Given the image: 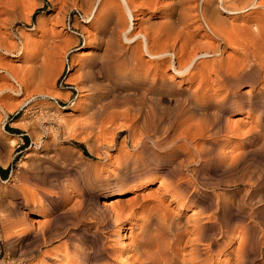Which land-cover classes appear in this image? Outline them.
Segmentation results:
<instances>
[{
    "label": "rangeland",
    "instance_id": "1",
    "mask_svg": "<svg viewBox=\"0 0 264 264\" xmlns=\"http://www.w3.org/2000/svg\"><path fill=\"white\" fill-rule=\"evenodd\" d=\"M0 1V36L4 37L3 39L0 37V42L2 39L0 44L5 43L14 47L11 50L12 52L0 49V64L2 65V68H0V89L6 87H11L15 90L20 89V94L16 96L8 90L2 91L3 95H0V164L9 168L8 177L5 180L0 179V200L2 199L3 207L7 206L10 208L13 205L12 207H18L23 210L26 215V223L30 224L27 223L28 226L31 227L32 225L33 228L31 227V230L35 233L43 229L42 231L45 232L44 239L46 236L49 237V230L52 232L56 230L54 233H61L53 241L43 244L41 240H34L32 234L25 235L20 240H17L14 238L16 233L12 231L5 233L0 226V264H35L39 256L38 253H46L48 259L56 261V264L59 261L64 263L68 252L64 248L67 242L63 233L74 232L77 239L84 241L87 245H92L93 251L96 253V250L107 244L109 240L107 238L104 239L100 234H91L94 231V225L93 223H89V219L95 217L93 215L96 213L97 205L98 208H101L102 205H107L106 207L110 208L115 200L118 203L121 201V204H126L128 199L130 203L135 198L134 196H136L134 193L126 191L119 196H111L108 199L103 198L105 190L120 183L118 181V176L120 175L117 173L118 170L127 162L133 161L136 156L137 152L132 147L131 139L133 133H137V131H140L138 132V136H141V130L139 121L137 120L139 118L137 114L139 111L138 105L136 106L137 102L134 104V99H139L143 96L144 88L142 84H138V86L133 85L132 76L119 80V77H122L124 74L123 58L129 57L133 45L129 48V46L127 47L124 44L123 39H119V26H116V24L121 20L118 17H114L113 21H109L104 16L103 19L99 18V20L94 19L91 22H80L84 19V13H82L83 0H75L76 2L74 0ZM11 1L12 4L14 3L13 5ZM72 1L75 5H73ZM106 1L112 5L114 11L116 10L117 13L122 12V9L118 8L120 7V3L118 5L116 0ZM140 1L142 0H134L133 2L138 3ZM169 1L162 0L161 2L163 5V3L167 4ZM8 2L10 3L8 4ZM77 2H81V5ZM163 9L162 11H164ZM153 11L144 9L141 13L138 12L136 14V19L134 20L135 32L139 28L148 27V25L157 27L161 21H164V15L156 16L153 14ZM9 14H13L11 20L9 19L10 21L8 20L10 18ZM103 15H105L104 12ZM247 18L244 16V18L239 19L237 22L241 23L242 20ZM5 19H7L6 24ZM252 25V23H249V26L253 28ZM114 29L117 31H114ZM5 30L11 36L10 38L6 35ZM114 32L115 35H113ZM116 34L118 38H116ZM7 39L8 41H5ZM23 43L24 47H22ZM108 44L114 47V53H117V56L111 60L110 66L108 65L101 70L102 64L105 63L104 53ZM262 47L260 48V52L263 53L264 46ZM234 55L235 53L232 49L226 48L225 57L232 58ZM140 59L144 63L141 64L142 67L143 65L145 66L147 57L141 55ZM49 60H52L50 64H48ZM90 65L93 68L92 74H89L91 77L87 76L86 72L89 70ZM8 67L12 69L11 71L14 73V76L16 75L17 83L13 82L10 76L3 71L4 69H8ZM162 68L160 76L169 86V89L171 88V92L166 94L168 100H161L157 95H151L150 99L157 98V101L151 100L159 104L158 106L155 104L158 110L166 112V108H168V113L170 111L172 113L175 112L173 115L178 114L177 116L181 118L182 124L180 123L179 125L180 121L178 122L179 128L177 127L178 130L176 132L183 130V127L186 129V126L193 128L197 124L196 120L200 118L201 114L204 113V118L206 117L208 126L202 118L203 116L201 118L207 128L209 127V131L206 128V134L203 137H197L194 145L199 151H207L206 153L210 155L208 154L207 158V154L205 153V160L201 164L195 163V159L186 155L185 157L188 158V162L192 161V167L189 170L185 169L183 171V175L187 179H191V172L198 174L197 190L209 194L203 203L211 202L212 199L214 200V195L217 194L225 199L237 201L253 181L256 184L258 182L260 185L257 184L258 188L256 187V191H258L260 196H264V114L263 117H260L258 113L249 112V114L245 108H233L230 100L231 96L235 95L243 103L246 100L261 102V93L264 92V66L261 72L246 76L239 83L223 82L213 84L209 80L207 87L210 86V88L206 87L204 92L201 91L203 84L201 85L198 79L189 83L175 76L171 69L167 70L164 66ZM143 76L144 72L141 71L134 78L141 80ZM148 77L147 80H150L151 75ZM211 78H214V75ZM248 78L254 79L252 85L248 84ZM197 85L198 88L196 87ZM189 91L192 94L195 91L191 97V101L196 100L200 104L208 101V103H205L208 104V107L202 109V107L195 106V109H199L198 112L189 107L190 105L185 99L187 98V94L189 96ZM124 95L125 97L128 96L125 98ZM121 98L124 102H128L129 100L126 99L132 98L129 101L128 107ZM131 101L135 107L132 104L130 105ZM173 101L175 104L178 102L177 105L179 106H176ZM116 103L120 104L117 105ZM123 103L125 106H123ZM161 107L163 108L159 109ZM186 107L189 110L185 109L187 112L184 111L188 114H185L183 111ZM129 108H132V112L133 110L136 111L133 112L136 116H134L136 120L134 119L135 123L133 124L129 123L130 120L128 119L130 118L127 117L132 113ZM124 110L127 111V116L125 114V117ZM211 110L214 111L212 112ZM192 111L194 114L191 113ZM209 112L211 113L208 116H215V119L209 116L210 119L207 116L206 113ZM262 112L264 113V109ZM111 113L112 118L110 119ZM192 115L196 117L194 120ZM223 115L226 117L224 116V118ZM186 118L188 119L185 121ZM113 119L116 121L113 122ZM260 119H262V128L259 127L258 123ZM193 121L196 123H191ZM215 121L218 124V126H215L217 129L213 126L216 124ZM239 121L242 122V125H240L241 122ZM202 122L201 125L203 124L204 126V122ZM109 123L113 125L111 126ZM211 123L213 124L211 125ZM118 125L124 129H121ZM199 125L200 123L195 125L194 128H197ZM222 127L223 130H221ZM224 127L229 130H224ZM235 127L238 129H234ZM211 128L212 130L215 129L213 130L215 133ZM11 129L17 130L18 133H12ZM251 130L258 132L257 140L254 142H250L248 139V133ZM96 132H99L100 135L97 133L98 136H96ZM136 133L134 134L137 137ZM11 139L15 140L14 144L10 143ZM176 143L177 145H182V142ZM244 147L247 154L245 153V155L241 156ZM237 158L238 163L235 160ZM232 159L236 162L235 166L231 163ZM228 164H231L232 167ZM225 166L227 167L225 168ZM233 166L234 168L237 167V169H234ZM230 168L233 170L231 173ZM246 173L249 175H246ZM239 175H241V178ZM131 178L132 173L129 171L127 180ZM244 179L250 182V184ZM239 181L244 182L240 183ZM92 183H96L100 187L97 188L95 186L96 189H100L93 192L95 200L82 195L83 187ZM129 183L131 182L129 181L125 185H129ZM159 183V180H154L151 186L139 192V194L145 195L144 200L153 201L146 203L147 209H154V211L158 212H163V209H166L168 214L173 216L179 225H185L194 207H187L182 203L178 204L175 201H171L169 196L162 200L154 198L158 195V190L162 188L161 186L159 187ZM74 184L77 186L74 187ZM149 193L151 195H148ZM143 195L140 196L142 197ZM116 201L114 204L117 203ZM256 210L259 221L264 222V202L261 205L258 203ZM70 211H78L81 214L82 217L77 224L74 223L73 225L72 221L68 218V212ZM143 215L140 210H136L132 214L131 219L135 220ZM131 219L128 220L130 222H124L126 229H123L124 232L122 233L124 236L123 241L127 245L134 239V232L140 227L139 222L128 226V223H131ZM51 220H53L52 226L49 225V222H52ZM47 224L50 227H48V230H45L44 227L45 225L48 226ZM84 227L86 229L83 232L80 231ZM21 228H24V226H21ZM104 231L106 232V236L114 240L112 241L115 243V248H119L120 244H116L118 240H115L113 234H111L115 231V228H107ZM258 232L260 233V229L255 230V237H258ZM10 233L13 236L10 235L8 237ZM5 234H7V237ZM239 240L235 239L230 244H227L224 252L215 256L213 264L231 262L234 259L232 252L238 247ZM37 245L41 248L39 252H37ZM255 246L256 253L250 256L249 264H264V258L259 259L258 256L259 244H255ZM187 250H184V254ZM228 252L229 256L226 254ZM128 257L127 254H118L117 260L113 264H127L125 261ZM20 258H25L26 262H18ZM91 260L99 261V257L94 254ZM43 263L51 264V261H44Z\"/></svg>",
    "mask_w": 264,
    "mask_h": 264
},
{
    "label": "bare ground",
    "instance_id": "2",
    "mask_svg": "<svg viewBox=\"0 0 264 264\" xmlns=\"http://www.w3.org/2000/svg\"><path fill=\"white\" fill-rule=\"evenodd\" d=\"M133 1L116 0L118 5L120 3V7L118 8L122 9L121 10L122 12L117 13L116 10L114 11L112 5L108 4L106 0H83V2L81 1L83 7L82 6L81 7L83 8L82 13H84V19H82L80 22H89V21L91 22L94 19L95 20H99V18L103 19L104 16H106L109 21L110 20L113 21L114 17H118L119 20H121L116 24V26L117 25L119 26V31H118L119 39H123L124 44H126L127 47L129 46V48L131 45H133L131 47L129 57L123 58L122 64L124 66L123 67L124 76L122 75V77H119V80L122 78H126L128 76H132V79L134 81L133 85L138 86V84H142V87L144 88L143 96L141 98L139 99L135 98L136 99L135 100L134 97H132L134 99V104L135 102H137L136 106L138 105L137 107L139 111L137 110L138 111L137 114L139 115V118L137 120L139 121L140 130H141V134L140 133L139 134L141 136H138V132L140 131H137V133L134 132L137 134V137L133 133L131 144L133 149H135L137 152L136 156L133 159V161L127 162L122 168L118 170L117 173L120 174L118 176V181H120V183L118 185H115L114 187H111L110 189L105 190L103 194L104 195L103 198L108 199L111 196H119L125 193L126 191L132 192L136 196H134L135 198L130 203H129V199L127 203L125 201L126 204L124 203L121 204V201L119 202L120 203L119 204L115 200L117 203L114 204L115 201L113 202V204L111 203L112 205L110 206V208L109 207L107 208L106 207L107 205H102L101 208L100 207L98 208L97 205L96 213H94L93 215L95 217H91V219H89V223H93L94 225V231L91 232V234L92 235L100 234L101 236H103L104 239L107 238L109 240L107 241V244L97 249L96 253L95 251H93L92 245H87L85 244L84 241L77 239L74 232L69 231L63 233L65 237V241L67 242L64 248L65 251H67L68 253L65 256L66 257L65 262L62 263L59 261L58 264H113L114 262H116L118 254L119 255L127 254L129 256L128 259H126L125 261L127 262V264H213L215 256L217 254H220L221 252H224L226 245L230 244L232 240L235 239H240L239 240L240 242L238 241L239 242L238 247L232 252V254H234V259L231 262L229 261L225 264H249L250 256L256 253L255 244H259L258 256L259 259H263L264 258V222L259 221L256 206L258 205V203H260L261 205V203L264 202V196H260L258 191H256V189L258 188L257 187L258 182L256 184V182L251 181L252 182L251 185L250 186L248 185L245 193L241 195L237 201L225 199L221 195L217 194L214 195V200L212 199L211 202L209 203L207 202L206 204H204L203 202L206 201L205 199L209 194L197 190L198 174L196 172H191L190 175L191 179H187L186 176L183 175V171L185 169L189 170V168L192 167V161L188 162L187 160L188 158L185 157L186 155L195 159L196 162L195 161L194 162L197 164H201L205 160L204 159L206 157L205 153L207 151L206 152L199 151V149L194 145V142L197 139V137H203L206 134L207 129L209 128V127L207 128L208 124L205 119L206 117L204 118V113H203L200 115V118H197L198 120L196 121L197 124L200 123L199 125L200 127L197 126V128H194L195 125L197 124H195L194 127L191 124L193 128L191 127L188 128V126L185 125L187 127L186 129L183 127V130L176 132V130H178L177 129L178 122L181 120V118L177 116L178 114L173 115L175 113L174 111H173L174 113L170 111L168 113L167 112L168 108H166L167 113L162 112L163 110L162 111L158 110L157 106L159 104H157V102H153L151 100L153 98L150 99V96L157 95L160 97L161 100L164 101L168 100L167 98L168 96L166 97V94L171 92L170 91L171 88L169 89V86L164 82V80L160 76V73H162L161 70L163 69L162 68L163 66L167 70L171 69L175 76H178L182 78L184 81H188L189 83H192L193 81L198 79L199 83L201 85L203 84V88L201 89V91L203 92L208 86L207 84L209 80H211L213 84H220L223 82L239 83L240 81L244 80L246 76H249L253 73L261 72L263 69L262 67L264 66V51L263 53L260 52V48L264 46V0H170L169 3L167 4L163 3V5L161 2L162 0L161 1L142 0L138 3H135ZM9 3L10 2H8V4ZM73 5H75V3ZM144 9L154 10L153 14L156 16L164 15V21H161V23L158 26L156 25L157 27H154L152 25L151 26L148 25V27L145 26L146 28L138 27L139 30L135 32L134 20L136 19V14L138 12L141 13ZM162 9L164 11H162ZM103 12L105 13V15H103ZM9 16L10 18H8V20L9 19L11 20L13 14L12 15L9 14ZM244 16L248 18L242 20L241 23H238L237 21L241 18H244ZM5 20H6L5 21L6 24L7 19ZM249 23L253 24L252 25L253 28L249 26ZM114 31L117 30L114 29ZM6 33H7L6 35H8V37L10 38L11 36H9L8 32ZM110 35L112 34L110 33ZM113 35H115V32ZM0 37L2 38V35ZM116 38H118L117 34H116ZM5 41H8V39ZM5 41L3 40V42ZM111 44H108L106 46L104 53L105 63L102 64L101 70L104 67L108 66L111 60L115 56H117V53H114L115 49L114 47H112ZM114 45L116 44L114 43ZM22 47H24V43L22 44ZM103 47L105 48V46ZM226 48H230L232 49V51H234L235 53L234 57L227 58V56L226 57L224 56ZM0 49L5 50L6 52H12L11 50L14 49V47L13 45L10 46L8 44L3 43L0 44ZM141 55L147 57V60L145 62L146 64L145 66L143 65V67L141 65L144 64L142 63L143 61H141L140 59ZM51 62L52 60H49L48 64H50ZM1 66L2 65L0 64V68H2ZM92 67L90 65L89 70L86 71L87 76L89 74H92V69H93ZM11 70L12 69L8 67V69H4L3 71L10 76L13 82L15 81V83H17L15 77L16 75L14 76V73H12ZM141 71L144 72L143 78L141 80L135 79L134 77L140 74ZM149 75H151L150 77L151 79L147 80L149 78L148 77ZM212 75H214V78H211ZM89 77H91V75H89ZM247 82L249 85H252L254 79L248 78ZM196 87L198 88V85ZM207 88H210V86ZM4 90L10 91L15 96L20 94L19 93L20 89L15 90L11 87H6L0 89L1 92L0 95H3L2 91ZM193 94L192 92L190 93L189 91V96L187 94V98H185L186 96L184 97L187 100L186 102L189 103L190 105L189 107L193 109H195L194 108L195 106L202 107V109L208 107V104H205L208 103V101L203 102L204 104L203 103L200 104L196 100L191 101V97L193 96ZM261 97H262L261 102L256 100H246L245 103H243L240 100H238L235 95L231 96L230 100L233 108H243V109L245 108L248 113L249 112L258 113L260 117H263L264 113L262 112V110L264 109V92L261 93ZM132 98L126 100L130 101L132 100ZM153 100L157 101V98ZM115 101L117 102V100ZM129 101L124 102L123 100V102L127 104L126 105L127 107ZM131 102L130 105L132 104V106L135 107L133 102L132 103ZM124 103L123 106H125ZM116 104L118 105L120 103H116ZM177 104L175 105L179 106ZM180 104L182 105V103ZM162 108L163 107L159 109ZM129 109L131 110L132 108ZM185 109L188 108L187 107L184 108L183 111ZM196 110L197 109H195V111ZM124 111H125L124 113V117H125V114L127 116V111L126 110ZM134 111L135 110H133V112ZM185 111L184 113L188 114L186 113L187 111L186 112ZM132 113L130 114V116L127 117L130 118L128 119L130 120L129 123L131 122L133 124L135 123L134 119L136 116L133 113V117H132L131 116ZM191 113H193V111ZM210 113L211 112L206 113L207 116ZM114 115L116 116V114ZM224 116L225 115H223V117ZM109 117L110 119L112 118V113ZM201 117L205 120L207 126L205 125V122L202 120ZM210 117L215 119V116L214 117L210 116ZM195 118L196 117H193V120ZM107 119L109 118L107 117ZM187 119L188 118H186L185 121ZM199 119H201L204 122V126L203 124L201 125L202 121L201 120L199 121ZM261 120L262 119H260L258 122L260 128H262ZM107 121L106 123H108ZM112 121L114 122L116 120L113 119ZM180 123L181 121L179 122V125ZM191 123H196V122L193 121ZM213 123H211V125ZM216 125L218 126L217 123L213 125L214 128H216L215 127ZM240 125H242V122ZM240 125L238 126L240 127ZM224 126H225V122H224ZM226 129L227 128H225L224 130ZM234 129L237 130L238 128L235 127ZM221 130H223V127ZM213 132L215 133V131ZM97 133L98 135H100L99 132H96L95 134L96 136H98ZM248 134H249L248 139L250 140V142H254L257 140L258 132H254L251 130V132ZM176 142H182V145H177ZM10 143L14 144L15 140L11 139ZM245 153H246V148L244 147L241 156L245 155ZM208 154H207V158H208ZM232 160L234 161V163L233 161L230 162L232 163V165L235 166L236 165L235 160H237L238 163V158ZM228 165L232 167L231 164ZM226 167L227 166H225V168ZM234 169H237V167ZM129 171L132 173V178L127 180ZM231 171L233 170H231L230 168V173ZM232 173L234 174V172ZM248 173H246V175H249ZM253 175L256 177L255 174ZM240 176L241 175H239V177ZM240 178L238 179L240 180ZM154 180H159L160 182L159 187L160 186L162 187L158 190V195H156L154 198L158 200H162V199H166L167 196H169L171 201H175L178 204L182 203L184 206L187 207H191V206L194 207L185 225H179L176 219L168 214L166 209H163V212L154 211V209H147L146 203H150L153 201H148V199L144 200L145 195H143L142 193L139 194V192L151 186ZM244 180L248 182L246 179ZM129 181L131 183H129V185H125ZM92 182H94V180H92ZM248 183L250 184V182ZM76 186L74 184V187ZM95 186H97V188H100L99 185H97L96 183L85 185L82 189V195L84 197L85 196L90 197L91 200H95L93 192L100 190V189H96ZM203 187H205V185H203ZM140 195L143 196L141 197ZM148 195L151 194L149 193ZM1 200H0V226L3 228V231L5 233H9L11 231L13 233H16L14 238H16L17 240H20V238H22L25 235L32 234L34 240L37 241L41 240L43 244H46L47 242H51L53 241L54 238L59 237V235H61V233H54L56 230L53 232L49 230L50 232L49 237L46 236V238L44 239L45 232L42 231L43 229L40 232L35 233L31 230V227L33 228V226L32 225L31 227L28 226L29 223L28 222H27L28 224L26 223V218H25L26 215L23 210L19 209L18 207H12L13 205H11L10 208H8L7 206L3 207ZM197 202L200 203L197 204ZM136 210H140L144 215L135 220L131 219L132 214H134ZM79 214L80 213L78 211L68 212V218L72 221L73 225L74 223L77 224L80 221L82 216L80 214L79 217ZM129 219H131V223H128V226H131L132 224H136L139 222L140 227L137 231L134 232L135 234L134 239H132L131 242L127 245L123 241L124 236L122 233L126 229L124 222H130L128 221ZM51 221L52 222H49L50 224L48 223L49 225L53 223V220ZM34 222H38V221H34ZM49 225L48 226L45 225L44 229L48 230L49 229L48 227H50ZM21 226H24V228H21ZM38 227L37 229H39ZM112 227L115 228V231L111 234H113L115 240L116 239L118 240V243L116 244H120V247L118 246L119 248L117 247L115 248L114 246L115 243L113 242L114 240L106 236V232L104 231L105 229ZM50 229L52 230V228ZM85 229L86 227H84L80 231L83 232ZM256 229H260V233L258 232L259 233L258 237H255L254 235ZM5 235L7 237V234ZM10 235L11 233L8 235V237ZM11 236H13V234ZM37 248H38L37 249L38 251L36 250L37 252L41 251L40 246H38ZM185 249L188 250L184 254ZM38 254L39 256L38 259H36L37 261L35 262V264H44L43 263L44 261L45 262L51 261V264H56V261L48 259L46 253H41V254L38 253ZM94 254L99 257V261L91 260V258L94 257ZM226 254H228V256L230 255L229 252ZM18 262H26V260L25 258L24 259L20 258Z\"/></svg>",
    "mask_w": 264,
    "mask_h": 264
},
{
    "label": "trees",
    "instance_id": "3",
    "mask_svg": "<svg viewBox=\"0 0 264 264\" xmlns=\"http://www.w3.org/2000/svg\"><path fill=\"white\" fill-rule=\"evenodd\" d=\"M12 133H18L17 132V130H14V129H11L10 130ZM27 142V141H26ZM9 174V168H7V169H5V170H3V169H1L0 168V176H1V178L3 179V180H5L8 176Z\"/></svg>",
    "mask_w": 264,
    "mask_h": 264
},
{
    "label": "crops",
    "instance_id": "4",
    "mask_svg": "<svg viewBox=\"0 0 264 264\" xmlns=\"http://www.w3.org/2000/svg\"><path fill=\"white\" fill-rule=\"evenodd\" d=\"M0 168L3 169V170L7 169V167L2 166L1 164H0ZM0 179H2L1 176H0Z\"/></svg>",
    "mask_w": 264,
    "mask_h": 264
}]
</instances>
